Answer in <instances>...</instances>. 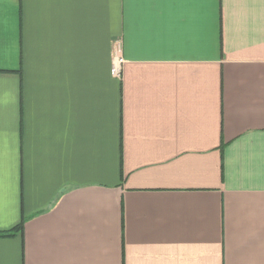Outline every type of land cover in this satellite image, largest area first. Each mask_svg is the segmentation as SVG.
Here are the masks:
<instances>
[{
	"label": "crops",
	"instance_id": "obj_1",
	"mask_svg": "<svg viewBox=\"0 0 264 264\" xmlns=\"http://www.w3.org/2000/svg\"><path fill=\"white\" fill-rule=\"evenodd\" d=\"M10 231L0 264H264V0H0Z\"/></svg>",
	"mask_w": 264,
	"mask_h": 264
},
{
	"label": "built area",
	"instance_id": "obj_2",
	"mask_svg": "<svg viewBox=\"0 0 264 264\" xmlns=\"http://www.w3.org/2000/svg\"><path fill=\"white\" fill-rule=\"evenodd\" d=\"M122 59L120 56V43L114 42L113 76L119 78L121 73Z\"/></svg>",
	"mask_w": 264,
	"mask_h": 264
},
{
	"label": "trees",
	"instance_id": "obj_3",
	"mask_svg": "<svg viewBox=\"0 0 264 264\" xmlns=\"http://www.w3.org/2000/svg\"><path fill=\"white\" fill-rule=\"evenodd\" d=\"M22 224H23V221H21L20 225L15 230L16 231H20L21 227H22ZM12 233H13V231L12 232L10 231V232H7V234H5V235H0V237L11 236V235H13Z\"/></svg>",
	"mask_w": 264,
	"mask_h": 264
}]
</instances>
